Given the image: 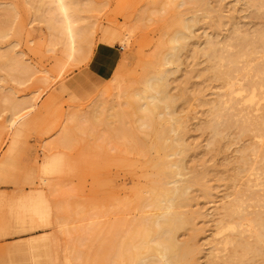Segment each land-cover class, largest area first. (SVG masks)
Returning a JSON list of instances; mask_svg holds the SVG:
<instances>
[{"label": "rangeland", "instance_id": "obj_1", "mask_svg": "<svg viewBox=\"0 0 264 264\" xmlns=\"http://www.w3.org/2000/svg\"><path fill=\"white\" fill-rule=\"evenodd\" d=\"M197 1L0 0V24L4 9L10 13L0 36V264H136L145 257H119L118 232L125 221L155 213L145 203L155 171L149 163L166 151L151 152L154 132L129 102L164 68L180 127L175 135L168 124L152 127L182 139L179 179L195 177L183 208L190 224L177 242L191 248L189 264H264V240L254 234L264 217V127L243 134L234 127L209 144L208 105L225 100L227 89L207 74L200 54L207 40L224 46L264 30V10L248 0ZM189 16L178 61L162 65L177 21ZM237 78L241 85L247 79ZM259 103L242 115L264 117ZM229 203L241 212L235 230L219 234Z\"/></svg>", "mask_w": 264, "mask_h": 264}, {"label": "bare ground", "instance_id": "obj_2", "mask_svg": "<svg viewBox=\"0 0 264 264\" xmlns=\"http://www.w3.org/2000/svg\"><path fill=\"white\" fill-rule=\"evenodd\" d=\"M199 1L200 3L204 2V0H198L197 2ZM247 3L250 7L256 10H264V0H248ZM4 10V15L7 14V19L4 18L5 20L1 21L3 25L0 24V36L6 34V29H8V26L6 27V25L10 20L9 11H6V9ZM192 18L190 19L189 16V19H185L183 22L182 20L177 21L181 24H177L176 28L179 26L178 30H176L175 34L172 32L173 36L169 38L170 40L167 42V45L169 44L168 47L166 46L168 52L166 55L163 54L164 58L161 60L162 65H172L178 61L176 59L178 57L176 56V53H178V50L180 51L179 48L183 47L182 42H184L186 35L189 34L187 32L190 25L189 23H191L194 19ZM4 27H6V29ZM231 40L234 41L233 44L226 43L224 46H221L212 40H207V44L205 42V45H207L206 48H202V51L201 49L199 50V52L201 51L200 54L204 55L206 57L204 58L208 62L207 68L205 67L207 74H212L213 79H216V81H219V83L224 84L227 89L225 100H215L214 102L210 101L212 105H208L210 106L208 110L209 119L207 123L205 122L206 124L204 123V125L206 129L210 131L212 136V140H209V142H211L209 143L211 146H214L217 142L220 144L221 139L223 142V138L225 139L227 132L231 128L236 127L243 134L247 133L248 131L261 133L264 127V117L256 120L251 119L248 113H246L247 115H242V112H248L252 105L253 107L256 105L255 109H258L260 104L259 101L264 99V61L262 60L263 57L260 56L264 52V30H258L252 36L243 34L242 36L234 37ZM164 46L165 45H163V47ZM233 48L235 49L234 51L232 50ZM258 53L261 54L259 55ZM256 55H258L257 58L260 56L259 58L262 59H256ZM262 56H264V54ZM158 60L160 61L159 58ZM255 60L259 61H256L255 64L251 66V63H254ZM155 70H153L154 73H152L151 76L142 81L143 87L139 91L136 90L137 92L135 94V98L138 100L137 102L141 100L142 103L140 105L138 104L139 106H136L137 102H133V100L132 102H129L132 107L136 108L134 111L137 110V114L142 120L140 123H142L143 127H150L151 131L154 132L152 134L155 138L153 143V140L150 138L152 147L148 146L153 149L155 148L154 151L153 149L149 148L151 152H155L156 149L157 152L158 150L161 151L162 149L163 151H166V154L164 152L166 160L165 158H162V154H160V158L157 157L158 153L156 152L153 154H156L155 156L157 157V161L154 159L156 157L153 158L155 162H151L152 159H148V161L150 160L149 162H151L149 163L151 164V167L153 164L155 171L153 174H151V172L148 175V177L152 176L150 179L147 178L149 179V181H147V183L149 182V184H147V191L150 193V196L147 197L149 200L146 202L143 199V201H145L149 207H152L155 213L147 217L145 215V217H137L138 219L135 217L133 219L135 221H131L133 223H129V221L126 223L125 221L123 225L120 224L122 225V230L120 229L122 233L118 232V235L120 236L118 238L119 241L117 245L118 253L116 254L124 261H127L126 259L130 258L137 259L141 254L145 255V257L137 259V261H135L136 264H189L191 261L190 259H186V257L192 255V250L185 243L177 242V233L190 224L189 222L191 220V216L189 213L184 212L183 208L187 205V202L190 199L187 191L189 190L190 186L193 185L192 182L195 181V177H192V179L190 178L182 180L184 177L183 157L185 154V144L177 134V136H174L176 128L178 127V125H176V127L175 124H177L179 120L173 116L174 112L170 111L172 98H170V95L168 96V84L166 82V76L169 74V69L164 68L162 70H156V72ZM250 71H253L254 74L253 78L248 79L247 76ZM202 74L203 73L201 72L200 75ZM204 74L206 73L204 72ZM240 75L244 77L243 79L247 78L245 84L243 85L236 84L238 79L237 76L241 77ZM235 84L237 87H235ZM239 106H242L243 108L240 109ZM156 123H163L165 125L168 124L167 131L173 133L174 135L172 134L173 136L169 138L166 135L167 131H163L164 134H161L167 136V138L163 136V138H166L162 139L164 140L163 142L161 140L162 136L160 132L156 133L157 130L154 131L153 129V124ZM138 127H140V125ZM164 128L166 129V126ZM141 130L143 129L141 128ZM149 134H151V132ZM151 136L149 135V137ZM165 141H167V143H165ZM145 144L146 143H144V145ZM147 145H150V143ZM147 145H145V149L148 148ZM149 149H146L148 152L147 157L150 156L148 155L150 153ZM146 151L143 153H146ZM241 154L242 156H240V160L242 163L244 162L243 164H245L247 159L244 155H246V153L244 154L243 152ZM173 156H177L178 158L176 157V159H174L172 158ZM168 158H171L172 160H169ZM163 159L165 162H163ZM59 162V160H56V165ZM153 168L152 170H154ZM180 177L182 178L179 179ZM137 197L139 198V195ZM30 200L33 206L37 208V200L33 198H30ZM240 205L229 203L223 207L224 214L219 222V224L223 225L220 227L218 232L219 234L225 233L224 231L226 230H231L232 232L235 230L236 226L234 221L237 219L238 215H240ZM238 220L239 223L242 221L240 218ZM255 220L257 221V219ZM258 221L257 224L255 223V228H258L259 225L257 230L258 232L255 231L254 234L259 233L257 237L260 239L259 241H263L264 217L261 215ZM108 244L112 243L109 242ZM225 244H227V242H225ZM112 247L113 246H111V248ZM107 248H109V245Z\"/></svg>", "mask_w": 264, "mask_h": 264}]
</instances>
